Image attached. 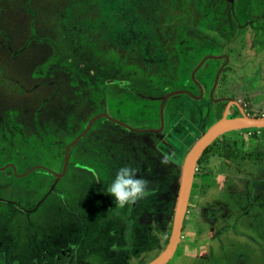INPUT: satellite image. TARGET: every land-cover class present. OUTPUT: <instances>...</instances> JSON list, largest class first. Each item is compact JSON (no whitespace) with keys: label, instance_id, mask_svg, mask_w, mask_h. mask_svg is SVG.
<instances>
[{"label":"rangeland","instance_id":"obj_1","mask_svg":"<svg viewBox=\"0 0 264 264\" xmlns=\"http://www.w3.org/2000/svg\"><path fill=\"white\" fill-rule=\"evenodd\" d=\"M230 99L264 115V0H0V264L156 257ZM262 154L264 127L211 140L166 264H264ZM128 163L149 182L133 213L106 192Z\"/></svg>","mask_w":264,"mask_h":264},{"label":"water","instance_id":"obj_2","mask_svg":"<svg viewBox=\"0 0 264 264\" xmlns=\"http://www.w3.org/2000/svg\"><path fill=\"white\" fill-rule=\"evenodd\" d=\"M230 103L231 102L227 104L223 116L212 123L206 131L195 140L190 149L186 152L181 166L180 180L175 208L173 211L172 229L169 240L164 249L156 257L145 264H166L174 255L176 247L181 239L183 219L187 210L196 165L200 155L205 147L209 145L211 140L221 134L224 130L228 131L250 127H264V115L256 117L249 116L239 103H237V101H234V103L238 105L240 115L228 118L226 115Z\"/></svg>","mask_w":264,"mask_h":264},{"label":"clouds","instance_id":"obj_3","mask_svg":"<svg viewBox=\"0 0 264 264\" xmlns=\"http://www.w3.org/2000/svg\"><path fill=\"white\" fill-rule=\"evenodd\" d=\"M167 162V157L162 159V163ZM138 171L139 169L131 163L118 167L107 187L106 192L122 207L143 198L147 192L149 182L138 175Z\"/></svg>","mask_w":264,"mask_h":264},{"label":"flooded vegetation","instance_id":"obj_4","mask_svg":"<svg viewBox=\"0 0 264 264\" xmlns=\"http://www.w3.org/2000/svg\"><path fill=\"white\" fill-rule=\"evenodd\" d=\"M209 56L211 57V58H213V59H215V60H221L222 62H220V64L221 65H223L224 63H225V61H223V59L225 58V57H223V58H221V59H217V58H214V56L212 55V54H209ZM200 61V60H199ZM199 61H198V63L193 67V68H199V66L203 63V61L202 62H200L199 63ZM226 61H227V58H226ZM192 68V69H193ZM221 68L222 67H220V70H221ZM215 86V85H214ZM213 86V87H214ZM213 90V89H212ZM214 91V90H213ZM234 99H230V100H228V101H226V104L224 105V110L226 109V106H227V104L229 103V102H231L230 103V106L231 105H234V106H236V108L238 109V111H239V113H240V110H239V107H238V105L237 104H235L234 103V101H237V100H234ZM237 103H239L238 101H237ZM240 105V104H239ZM230 106H229V108H228V110L230 109ZM227 110V111H228ZM196 112L198 113L199 112V110L198 109H196ZM224 113V112H223ZM223 116V114L221 115V117ZM221 117H219L218 119H220ZM218 119H216V120H218ZM215 122V121H214ZM195 142V141H194ZM158 143H159V151H160V153H165L166 155L168 154V155H170V157H171V159L172 160H174V157L175 156H177L178 154H179V152H177V153H175L176 151H174V152H171L170 150H169V148H172V150H174L175 148L169 143V141H167V138H166V136L165 135H161L160 137H159V141H158ZM135 159V157H133V158H131L130 159V161H133ZM135 203L136 202H134L132 205H130V209H131V213H133V210L135 209ZM145 214V213H148L147 211H144V212H142V214ZM151 213L153 214V213H156V214H161L162 215V213H160V212H155V211H151ZM141 214V215H142ZM138 220H141L140 219V217H138ZM155 220H160L159 218H156ZM130 244V243H129Z\"/></svg>","mask_w":264,"mask_h":264},{"label":"crops","instance_id":"obj_5","mask_svg":"<svg viewBox=\"0 0 264 264\" xmlns=\"http://www.w3.org/2000/svg\"><path fill=\"white\" fill-rule=\"evenodd\" d=\"M69 89H71V86L70 85H68V88H67V90H66V92L69 90ZM171 92H173V91H171ZM171 92H169V93H171ZM69 95L70 94H65L64 95V97L66 98V99H68L69 98ZM63 103V100H61V101H59L57 104H56V106H59V104H62ZM47 107H50V106H47ZM192 146V145H191ZM190 149V148H189Z\"/></svg>","mask_w":264,"mask_h":264},{"label":"trees","instance_id":"obj_6","mask_svg":"<svg viewBox=\"0 0 264 264\" xmlns=\"http://www.w3.org/2000/svg\"><path fill=\"white\" fill-rule=\"evenodd\" d=\"M208 146H209V145H207V146L205 147V149L203 150V152H204V151L206 152V150L208 149ZM203 152H202V153H203ZM261 157L264 158V154H262Z\"/></svg>","mask_w":264,"mask_h":264},{"label":"bare ground","instance_id":"obj_7","mask_svg":"<svg viewBox=\"0 0 264 264\" xmlns=\"http://www.w3.org/2000/svg\"><path fill=\"white\" fill-rule=\"evenodd\" d=\"M223 132H225V130H224V131H222V133H223Z\"/></svg>","mask_w":264,"mask_h":264}]
</instances>
